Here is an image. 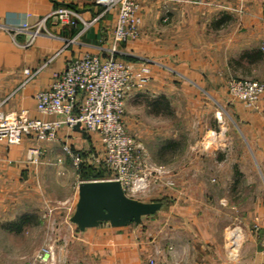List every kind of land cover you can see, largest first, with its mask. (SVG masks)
Instances as JSON below:
<instances>
[{
    "label": "crops",
    "instance_id": "1",
    "mask_svg": "<svg viewBox=\"0 0 264 264\" xmlns=\"http://www.w3.org/2000/svg\"><path fill=\"white\" fill-rule=\"evenodd\" d=\"M205 1L202 4L183 2L170 5L168 14L156 2L146 1L142 4L141 39L121 45L117 55L124 61L147 60L153 72L147 87L127 99L125 121L132 135L141 139L142 135L151 134L153 121L163 115L161 105L169 112L172 98H182L179 95L169 96L186 89L199 104L202 100L213 98L216 89L225 85L226 77L231 72L245 70L246 73L258 67L264 69V0ZM62 4L73 8L87 21L101 14L99 7L84 0H0V101L7 100L5 111H25L32 118L57 120L54 115L38 112L35 100L37 92L50 87L53 74L61 72L69 59L86 53H105L109 47L116 19L114 14L106 15L103 21L82 33L84 25L80 21L75 27L65 28L55 17H48ZM45 17H48L45 29L34 38L30 32L16 30L25 24L34 25ZM157 39L161 41L158 49L153 47ZM172 41H177L173 45L183 49L174 51ZM43 64H46L43 70L22 87L27 78L24 70L35 71ZM204 88L208 89L207 92ZM221 93L224 98L228 97L224 90ZM156 94H160V97H156ZM238 109V116L245 126V136L252 141L250 145L255 155V165L264 179V99L259 114L245 109L242 104ZM85 135L75 127H63L59 130L60 140L57 144L39 143L27 137L20 144L0 143V264H45L31 251L35 246L32 240L20 238L15 251L4 252L8 245L4 243L3 233L21 236L26 229L36 230L41 214L38 202L43 196L39 184L44 183L45 186L50 183L49 179L45 182V177L39 181V169H49V166L58 167L59 170L65 169V166L69 168L67 165L73 167L63 150V142L85 150L87 142L92 140ZM141 141L148 144L147 140ZM93 145L101 148L100 140ZM210 146L205 150H213L209 149ZM32 148L44 151L38 166L29 160ZM166 151L157 145L152 149L154 159H157L156 155L166 157ZM49 170L54 175L53 168ZM78 184L75 190L69 182H63L61 186L67 193L65 198L72 201L71 207H75L78 198ZM51 185L53 187L54 182ZM50 189L53 188L48 187V197L52 196ZM261 204L255 205L257 210L263 207L254 227L261 228L263 232L264 203ZM172 208L166 212L163 209L160 211L163 234L157 245L153 244L152 232L155 227L150 221L145 223L144 219V224L139 226L113 228L103 224L84 232L76 228L79 264H141V256L145 258L158 247L164 252L165 263L172 264L179 259L187 260L184 257L197 258L199 254L195 252L194 242L201 246L207 258L219 251V240L223 241V234L218 233L225 231L226 224L220 226L217 222L213 225L212 217L206 221L192 218L188 228L182 227L178 233L168 220ZM183 213L185 222L189 223V211ZM154 218L153 221L157 220ZM68 224L70 233L72 224L70 221ZM63 228L66 230L65 225ZM141 228L143 233L140 232ZM66 250L68 255L59 256L48 264H73L71 249Z\"/></svg>",
    "mask_w": 264,
    "mask_h": 264
},
{
    "label": "rangeland",
    "instance_id": "2",
    "mask_svg": "<svg viewBox=\"0 0 264 264\" xmlns=\"http://www.w3.org/2000/svg\"><path fill=\"white\" fill-rule=\"evenodd\" d=\"M205 2L204 0L203 3ZM160 42L157 39L153 47L158 49ZM175 42L177 41L171 43L174 51L183 49L173 45ZM146 62L149 61L146 60ZM260 68H254L246 73L245 70L231 72L226 77L225 85L216 89L214 97L210 100H202L199 104L191 98L192 93L187 92L186 89L182 93L178 92L169 96L179 95L182 98H172L169 112L165 106L161 105V111L164 112L153 121V128L150 129L152 133L142 135L145 139H141L147 140L148 144L143 143L140 136L130 133L125 121L126 108H124L123 120L129 134L145 147L151 164L164 166L167 172L165 176L154 178L151 187L135 198L146 202H162V209L165 212L173 207L168 220L178 233L182 227H187L191 223L192 218L206 221L212 217L214 221L211 224L214 225L217 222L220 226L226 224L225 231L218 233L223 234V241L219 240L221 247L218 252L212 254V257L207 258L201 246L194 242L198 257H184L187 260L179 259L172 264H264V230L262 232L261 228L254 227L255 219L260 216L259 211L264 203V179L255 165V155L250 145L252 141L249 140V142L245 136V126L238 116L240 111L238 107L241 103L234 98L230 87L232 81L243 79L264 84V69ZM152 76L150 79L153 78ZM207 90L204 88L205 92ZM223 90L228 97H223L221 93ZM156 95L160 97V94ZM263 99L264 94L254 109H245L254 114L261 113ZM85 137L92 140L90 143L87 142L88 147L83 150L84 154L89 155L100 151V147L93 145L94 142L98 144L99 141L96 135L86 134ZM157 145L168 150L164 153L166 157L159 158V155L155 154L157 159H154L152 149ZM209 145H211L209 149L213 150H205V147ZM42 157L41 155L39 162L33 165L38 166ZM31 159L29 158L30 161ZM67 166L69 168L66 166L64 168L68 171L49 166V169L53 168L54 175H51L53 171L49 169H39L37 175L40 178L39 181L45 177V182L49 179L50 183L45 186L44 183L39 184L43 196H40L38 202L41 213L38 227L34 231L26 229L21 236L3 233L4 243L8 245L4 252L15 251V245L22 238L25 241L28 239L35 242L34 249L31 250L34 255H38L46 246L52 247L55 260L59 256L68 255L66 249L70 248L73 255L72 263L79 264L78 232L74 225L71 226L70 233L67 228L69 213H73L74 207H71L72 201L65 198L67 193L61 186L63 182H69L75 190L77 184L89 171H82L81 167L78 169ZM95 170L102 176L94 180H104L111 174L106 166L95 168ZM51 182H54L53 187ZM48 187L53 188V190L50 189L51 197H48L46 193ZM223 198L226 200L223 201ZM258 203H262L260 210L256 209ZM69 207L72 208V212L71 210L69 212ZM185 210L189 211L187 213L189 223L184 220L183 211ZM154 217L157 220L153 221ZM159 217H161L160 211L144 218L145 223L150 221L155 225H152L155 227L152 232L154 245L160 242L161 234H163ZM144 220L141 225L144 224ZM64 225L66 230L63 228ZM142 228L141 233H143ZM141 257V264H145L148 259L149 262L154 260L153 264H167L160 247L157 250H151L145 258ZM190 261L192 263H189Z\"/></svg>",
    "mask_w": 264,
    "mask_h": 264
},
{
    "label": "built area",
    "instance_id": "3",
    "mask_svg": "<svg viewBox=\"0 0 264 264\" xmlns=\"http://www.w3.org/2000/svg\"><path fill=\"white\" fill-rule=\"evenodd\" d=\"M84 1H91L99 7L101 14L87 21L73 8L62 4L48 17H55L65 28L75 27L80 21L84 25L83 33L103 21L106 15L114 14L116 19L109 47L105 53H86L69 59L61 72L53 74L50 87L37 92L35 100L38 112L54 115L57 120L32 118L25 111L7 112L4 110L7 100L0 101V143L20 144L26 137L39 143H57L60 140V129H72L79 125L83 133L99 138L101 148L100 151L87 155L83 150L63 142V150L72 165L78 169L82 164L106 166L111 174L104 180L121 181L126 195L135 198L151 187L154 178L165 176L167 172L166 167L151 164L147 150L129 134L123 120L127 99L147 87L152 68L146 61H124L117 55L121 45L141 38V10L144 2H156L168 14L170 5L183 2L202 4L204 0ZM48 17L34 25L17 27L16 30L30 32L34 38L45 29ZM46 64L35 71L25 69L27 78L22 87L36 77ZM230 87L234 98L247 109H254L264 94V84L255 80H235L230 83ZM43 153V150L32 148L31 163H38ZM38 259L42 263H53V248L44 247L38 254ZM149 261L148 259L145 264H153L154 260Z\"/></svg>",
    "mask_w": 264,
    "mask_h": 264
},
{
    "label": "water",
    "instance_id": "4",
    "mask_svg": "<svg viewBox=\"0 0 264 264\" xmlns=\"http://www.w3.org/2000/svg\"><path fill=\"white\" fill-rule=\"evenodd\" d=\"M162 207L159 201L146 202L127 196L119 180L81 181L69 221L81 232L103 224L113 228L139 226L144 218L157 214Z\"/></svg>",
    "mask_w": 264,
    "mask_h": 264
},
{
    "label": "trees",
    "instance_id": "5",
    "mask_svg": "<svg viewBox=\"0 0 264 264\" xmlns=\"http://www.w3.org/2000/svg\"><path fill=\"white\" fill-rule=\"evenodd\" d=\"M95 168H99V167H94V166H91L88 164H82V166H81L82 171H89V173L86 176H84L82 181L100 179L102 174L95 172L96 171Z\"/></svg>",
    "mask_w": 264,
    "mask_h": 264
}]
</instances>
